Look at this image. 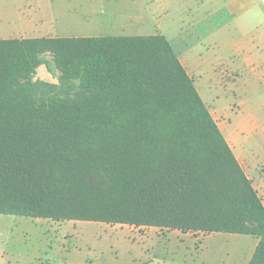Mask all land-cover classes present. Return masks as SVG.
I'll list each match as a JSON object with an SVG mask.
<instances>
[{
    "label": "trees",
    "instance_id": "16d2710c",
    "mask_svg": "<svg viewBox=\"0 0 264 264\" xmlns=\"http://www.w3.org/2000/svg\"><path fill=\"white\" fill-rule=\"evenodd\" d=\"M0 213L248 234L264 264V202L164 34L0 39Z\"/></svg>",
    "mask_w": 264,
    "mask_h": 264
},
{
    "label": "rangeland",
    "instance_id": "374dc122",
    "mask_svg": "<svg viewBox=\"0 0 264 264\" xmlns=\"http://www.w3.org/2000/svg\"><path fill=\"white\" fill-rule=\"evenodd\" d=\"M185 2L52 0L51 8L57 18L51 24H41L48 17H39L37 21L18 16L23 0H0V39L164 34L179 58L184 59L214 119L219 124L226 123L225 136L234 137V128H238L239 148L258 167L254 174L248 167L246 170L264 202V181L260 182L264 179V74L258 81H252L249 74L220 81L207 70L223 68L226 59L237 56L239 43L252 42V22L259 24L264 5L258 0L262 11L253 18L252 14L217 18L226 25L225 33L219 35L225 42L223 47L220 42L201 45L198 39L204 38L207 27L199 24L204 17L185 14ZM32 4H39L40 9L45 7L43 2ZM193 19L198 22L196 26ZM238 27L243 31L237 32ZM255 35L258 41L262 40L264 24L259 25ZM216 39L220 40L217 36ZM184 54L191 62H185ZM40 57L34 81L55 91L61 72L54 55L46 52ZM259 70L263 72L264 66ZM257 243L258 238L248 234L184 233L152 226L0 213V264H250Z\"/></svg>",
    "mask_w": 264,
    "mask_h": 264
},
{
    "label": "crops",
    "instance_id": "0c3cea01",
    "mask_svg": "<svg viewBox=\"0 0 264 264\" xmlns=\"http://www.w3.org/2000/svg\"><path fill=\"white\" fill-rule=\"evenodd\" d=\"M35 1L37 4L38 2H43L45 7L43 9L38 8L37 6H34L32 2ZM263 5L264 2L261 0ZM52 0H23V10L21 11L19 8L18 16L22 18H34L37 20V18L46 16L48 17V21H43L41 24L45 23H53L55 22L57 15L52 10ZM259 5L261 3H258V0H186L184 4V13L187 14L190 17H197V16H203L204 19L200 21V27H207L206 28V34L203 39H198L201 41V45H204L205 42L208 44L211 43H219L224 47V40L219 37V35L222 33H225L226 25L225 23L220 22L217 18L223 17V16H244L252 14V18L256 16V14L261 13L262 10H260ZM38 9V11H36ZM202 11V12H199ZM262 19L259 21V24H255V22H252V42H245V43H239L237 46V56L234 58L226 59L225 63H223V68H217V67H209L207 70L210 74H214L215 77H217V80L220 81H226L227 78H230L232 80H236L237 78L243 77L245 74H249L252 78V81H258L261 80L263 77V72H260L259 68L264 66V37L261 41H258L255 35L256 30H259V25L264 24V10L262 11ZM51 18L54 20L51 21ZM33 21V20H30ZM38 21V20H37ZM194 19L192 20V22ZM253 21V20H252ZM196 21H194V26H196ZM198 25V24H197ZM244 27V26H242ZM228 30V29H227ZM193 31V30H192ZM243 31L241 28H237V32ZM227 32H230L229 30ZM235 33V31H234ZM216 36L220 39H216ZM171 42V41H170ZM235 42V38L231 41ZM172 44V43H171ZM173 46V45H172ZM176 50V49H175ZM185 55V54H184ZM185 59L187 61H190L189 56L185 55ZM184 59L181 58V61L183 65L185 66V63L183 62ZM191 62V61H190ZM205 64L201 65L204 66ZM186 67V66H185ZM188 73L191 75L188 67H186ZM193 77V76H192ZM223 86V85H222ZM197 87V86H196ZM198 89V88H197ZM199 91V90H198ZM204 99V98H203ZM205 101V99H204ZM208 105V102L205 101ZM221 131L224 134V130L228 127L226 126V123H218ZM225 136V134H224ZM226 137V136H225ZM237 137H239V130L237 127L234 128V137H226L228 143L230 144L231 148L233 149L237 159L239 160L240 164L244 168L245 172L251 179L252 176L249 175L248 171L246 170V167H248L249 171L253 172L256 170L257 172V164H255V161L252 160L251 162V156L244 153L243 150L239 148ZM253 154V153H252ZM253 159V156H252ZM252 167V169H251ZM251 172V173H252ZM253 179V178H252ZM264 179H261V183H263ZM256 187L255 183H253Z\"/></svg>",
    "mask_w": 264,
    "mask_h": 264
},
{
    "label": "built area",
    "instance_id": "2783aa9c",
    "mask_svg": "<svg viewBox=\"0 0 264 264\" xmlns=\"http://www.w3.org/2000/svg\"><path fill=\"white\" fill-rule=\"evenodd\" d=\"M263 2H264V0H263Z\"/></svg>",
    "mask_w": 264,
    "mask_h": 264
}]
</instances>
